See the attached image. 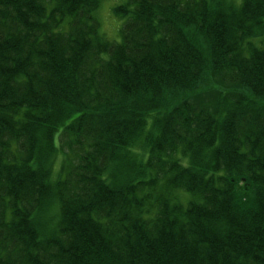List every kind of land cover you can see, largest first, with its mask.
I'll list each match as a JSON object with an SVG mask.
<instances>
[{"label":"trees","instance_id":"1","mask_svg":"<svg viewBox=\"0 0 264 264\" xmlns=\"http://www.w3.org/2000/svg\"><path fill=\"white\" fill-rule=\"evenodd\" d=\"M0 0V264H264V0Z\"/></svg>","mask_w":264,"mask_h":264},{"label":"rangeland","instance_id":"2","mask_svg":"<svg viewBox=\"0 0 264 264\" xmlns=\"http://www.w3.org/2000/svg\"><path fill=\"white\" fill-rule=\"evenodd\" d=\"M123 0H103L100 9L99 17L101 19V31L112 40L121 38L119 29L121 28L124 19L114 14L112 7L114 4Z\"/></svg>","mask_w":264,"mask_h":264}]
</instances>
